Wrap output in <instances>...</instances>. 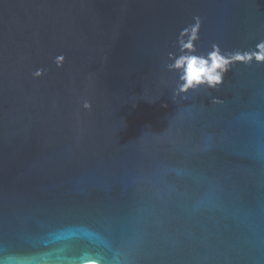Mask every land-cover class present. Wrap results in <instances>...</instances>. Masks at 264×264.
<instances>
[{"label":"water","instance_id":"95a60500","mask_svg":"<svg viewBox=\"0 0 264 264\" xmlns=\"http://www.w3.org/2000/svg\"><path fill=\"white\" fill-rule=\"evenodd\" d=\"M194 16L264 40V0H0V264H264V63L180 91Z\"/></svg>","mask_w":264,"mask_h":264},{"label":"clouds","instance_id":"9594fccd","mask_svg":"<svg viewBox=\"0 0 264 264\" xmlns=\"http://www.w3.org/2000/svg\"><path fill=\"white\" fill-rule=\"evenodd\" d=\"M201 19L199 16L193 17V23L184 27L177 37L180 55L169 58L173 59V63L167 65L169 69L178 70L180 73V91L186 92L190 88L200 85H207L215 88L223 82V76L230 69V65L240 62L248 64L255 60L257 63H264V40L256 43L255 48L245 52H225L222 53L217 44L211 45L206 55H198L196 53L195 42L199 39V30ZM52 63L57 69L64 66L65 56L63 53L56 55ZM47 74L44 68H37L31 72V77L35 80ZM90 108L91 105H85ZM88 264H94L89 261Z\"/></svg>","mask_w":264,"mask_h":264}]
</instances>
